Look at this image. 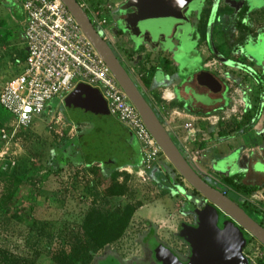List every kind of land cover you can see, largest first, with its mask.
<instances>
[{
    "label": "rangeland",
    "instance_id": "rangeland-1",
    "mask_svg": "<svg viewBox=\"0 0 264 264\" xmlns=\"http://www.w3.org/2000/svg\"><path fill=\"white\" fill-rule=\"evenodd\" d=\"M117 1L101 0L102 4H88L92 8H104L106 3L116 5ZM241 3L240 1L234 7ZM262 5L264 0H261ZM234 9L232 7L219 14L210 40L216 51L215 54L211 53V57L227 59L224 68L231 67L232 70L237 68L236 62L240 57H245L242 53L243 42L251 39L243 30L235 28L236 20L225 21L228 15L235 14L237 9ZM248 14L243 15L246 19L244 21L251 19L253 30L264 29V8ZM24 19L21 0H0V66L7 70L4 74L8 75L1 77L3 73H0V90L5 81L19 73L17 66L23 54L21 50L25 48L19 44L22 43ZM99 31L110 40L120 58L124 59L127 51L118 47L119 43L113 40L110 33ZM142 51L133 54L132 58L134 60L138 55L144 56L139 69L135 68V62L127 60L132 69L129 73L142 92L151 96L154 91V96L162 100L160 105L163 106L160 88L163 85H156L153 90L142 81L143 77H154L160 65L153 63L159 60L150 54L149 49L143 48ZM253 65L257 67L256 64ZM150 66L152 69H149ZM258 70L263 77L264 69L258 67ZM241 82L246 83V87H239H242V92L234 90L238 102L246 97L253 99L256 92L260 100L258 104L264 102V89L257 76L248 72L246 79ZM145 97L148 99L146 95ZM68 98L52 99L46 113L30 126L20 129L11 141L3 138L2 130L11 129L16 118L0 105V192L5 187V180H13L16 168L19 169L17 196L7 210L0 211V264H69L67 259L71 257L70 254L82 242L91 238L94 226L100 220L111 221L121 211L129 213L130 207L136 210L130 215L123 235L98 249L88 264H98L104 258L117 259L124 264L132 261L150 264L149 255L153 252L149 245L151 238L169 252L184 255L189 242L183 237L182 230L184 226L197 222L191 201V196L197 192L165 155L154 165L149 178H143L140 175L141 166L138 165L139 151L137 152L136 146L130 145L127 136H122L123 139L119 140L114 136L112 142L106 135L105 142L98 137L95 138L98 140L96 143L88 142V139H92L88 138V134L94 136L100 129L102 120L91 116L76 117ZM151 101L155 103L152 98ZM258 104L247 108L250 115L248 128L256 125L255 117L261 109ZM176 108L169 106L162 111L166 114L167 111L174 113L175 110H181ZM161 119L165 125L168 123L164 117ZM177 119L184 123L183 139L188 136L189 128L194 126L197 129L196 119ZM238 120L237 116L232 115L229 122H225L229 132L225 131L226 137L215 147H198L199 141L195 145L201 151L197 165L194 164L197 171L223 186L226 184L222 176L230 174L231 169H226L231 164L240 170H246V181L254 184L264 181V172L255 168L258 161L264 165V149L261 147L255 151L250 150V147L258 145L262 140L253 129L238 132L234 127ZM209 128V124L204 126L196 138H202L203 132L206 133V139L212 136L214 138V133L218 132L213 133ZM129 134L133 135L127 130L126 135ZM73 141H79V151L72 148ZM242 141L244 144L241 145ZM134 142L138 143L137 140ZM122 143L124 150L121 149ZM176 143L180 147V141L176 140ZM236 153L237 157L232 162L222 164L224 158L231 159ZM222 166L226 167L225 170ZM241 195L264 212V187L253 194ZM203 199L199 197V200ZM245 253L247 264H264V245L260 241L250 240Z\"/></svg>",
    "mask_w": 264,
    "mask_h": 264
},
{
    "label": "flooded vegetation",
    "instance_id": "flooded-vegetation-1",
    "mask_svg": "<svg viewBox=\"0 0 264 264\" xmlns=\"http://www.w3.org/2000/svg\"><path fill=\"white\" fill-rule=\"evenodd\" d=\"M85 1H87L90 5L94 2L102 4V2H100L101 0ZM240 1L242 3L237 7H234ZM248 1L249 2H247V0H177V8L178 6L182 7L180 9V13L175 15L177 21L170 25L168 23V19L170 18L166 17V11L162 7L154 6V4L145 0H118L116 5H112L110 3H106L105 5V15L107 17L105 32L110 33L113 40L119 43V48L127 51V53L124 54V59L120 58L116 48L113 47L110 40L106 38V36H103L106 38L114 52H117H115L116 55L118 54V58L129 72L132 69L131 65L129 66V61L127 60H132L133 54H137L138 52L142 53L143 48L149 49L150 54L159 60V62H154L153 65H158L162 60L163 64L155 71L154 78H164V81L168 83L169 77L174 75L177 80V82L173 85L174 99H176L183 110L194 113H205L207 116H224L227 114L226 109H230L232 107L231 100L232 95L234 94L233 87L235 85H242V87H246V83L241 82V80L246 79L248 72L257 76V78L261 81L260 84H264V76L262 77L261 73H259L260 69L258 70V67L264 69V29L260 31L253 30L252 20L248 19L245 22L244 20L246 19L243 17L245 14L249 15L248 13L256 10H262L264 5L261 6V0ZM148 6L149 8H147ZM151 6L157 11L155 15L160 16V18L154 22L151 15L145 14V10L149 11L152 9ZM232 7L233 9L236 8L237 11L233 16L231 14L228 15L225 21L229 22L236 20L234 23L235 28L243 30L246 36H249L254 42L252 49L250 50L254 60L251 59V61H248L247 59L251 58L249 57L250 55L246 44V42L251 39H247L243 42L242 50L245 57H240L239 61L236 62L237 68H234V70H232L231 67L224 68L227 64V59L211 57V53L215 54L216 51L210 41L214 33L216 19L220 16L219 14L222 13V11L232 9ZM134 15H136V17L139 16V21L144 23L145 27H128L129 23H127V20L134 17ZM255 32H257V34H254ZM206 51L209 53L206 54ZM174 55L179 58L178 61L174 59ZM143 57L144 56L141 57L138 55L134 60H132L133 63L135 62V68H140V63L143 62L141 58ZM170 60L174 63L175 71L166 74V70L171 67ZM218 60H221V62H218ZM253 64H256L257 67H254ZM220 66L223 67L221 68ZM149 69H152V67L150 66ZM236 75H238V77ZM261 96L262 94L260 97ZM262 105L263 102L258 104V108H262ZM72 112L73 114L75 113L74 110H72ZM246 115L247 112H244L241 119L238 120L237 125L235 126V128H238L239 131L243 129V126H239V124L245 119ZM229 120L230 118L228 120L220 118L217 121V124L220 125L223 122H229ZM101 128L102 124L100 126V129ZM90 137L91 134H88V138ZM210 138L212 140L214 139L213 136ZM89 141L91 142L95 140L88 139V142ZM77 142L74 143L73 141L71 143H73L74 146ZM138 153L139 160L140 151ZM233 166L230 168L231 173L242 172V169L240 170L235 165ZM247 176L248 173L246 172L245 180L247 179ZM203 177L209 183L215 185L216 187H220V183L214 179H209L205 176ZM226 194L231 199L238 201L239 205L264 227V216L253 212L252 208L245 202V198L242 197L240 192L227 191ZM191 197L195 212L197 209H203L209 204V201L204 199L199 200V197L202 196L198 191L197 194L194 196L192 195ZM200 205L202 206L198 208ZM196 215L197 222L184 226L182 230L183 237L189 242L188 249L184 255L169 252L166 248L160 246L155 239L151 238L149 245L151 246L153 252L149 255L151 256L150 264H189L191 262L194 256V247L187 237L198 233L197 231L199 230L200 221L197 212ZM230 220H232V218L229 215L220 211V228H223ZM240 229L242 230L244 239L241 251L246 258L245 248L248 242L250 240L258 239L252 236L243 227H240ZM98 264L124 263L117 259L104 258L99 260ZM129 264L139 263L132 261Z\"/></svg>",
    "mask_w": 264,
    "mask_h": 264
},
{
    "label": "built area",
    "instance_id": "built-area-1",
    "mask_svg": "<svg viewBox=\"0 0 264 264\" xmlns=\"http://www.w3.org/2000/svg\"><path fill=\"white\" fill-rule=\"evenodd\" d=\"M21 1L25 13L24 41L28 51L22 62V71L0 90V105L16 118L11 129L2 130L3 138L11 141L20 129L30 126L46 113L52 99L65 98L80 82L90 83L100 89L110 113L135 136L140 151V175L149 178L150 171L165 154L76 18L62 0ZM78 2L88 12L94 26L105 31L106 6L92 8L85 0ZM245 99L236 101L229 109L232 112L207 118L211 124H217L220 118L228 120L231 115L241 119L247 112ZM192 127L188 136L181 138L180 147L197 165L201 151L190 143L192 139L201 143L206 136L198 140L199 130ZM227 191L229 189L225 188L223 192Z\"/></svg>",
    "mask_w": 264,
    "mask_h": 264
},
{
    "label": "water",
    "instance_id": "water-1",
    "mask_svg": "<svg viewBox=\"0 0 264 264\" xmlns=\"http://www.w3.org/2000/svg\"><path fill=\"white\" fill-rule=\"evenodd\" d=\"M68 10L76 18L86 36L94 45L100 56L111 69L119 85L127 94L129 100L135 105L139 111L147 129L161 146L165 156L172 163L178 173L191 185L193 189L198 191L204 200L209 201L203 209H197L199 215L200 226L198 233L189 235L187 239L194 247V256L189 264H247V258L242 253L243 233L240 227H243L252 236L256 237L264 245V227L252 218L238 203L231 199L222 190L213 187L205 180L203 175L197 171L194 164L189 160L186 154L181 150L172 138L171 134L163 124L156 110L147 100L132 75L122 64L106 38L99 32L90 20L87 12L81 7L77 0H62ZM154 4V6L162 7L166 11V17L170 18L169 24L176 22L175 15L180 13L181 7L176 6L177 0H145ZM17 2V0H14ZM176 6V8H175ZM149 8V6L147 7ZM149 11L145 10V14L151 15L153 22L158 20L160 16H156L157 12L152 6ZM139 17V16H138ZM134 15L127 20L128 27L139 26L145 27L144 23ZM149 19V17L147 16ZM148 28V27H147ZM250 59L252 53L250 50L254 44L253 40L246 42ZM246 49V47H245ZM172 50V47H171ZM26 51L28 48L26 47ZM251 53V54H250ZM176 61L178 57L173 56ZM84 87L74 92L71 97L75 99V113L81 117L93 116L98 120H102V128L99 129L92 139L98 137L100 141L105 142V136L114 140V136H124L127 129L117 121L110 113L106 100L103 98L100 90L96 87L83 85ZM69 99V98H68ZM131 146L136 141L132 134L126 135ZM98 141V140H97ZM108 141V138L106 142ZM123 144V143H122ZM137 148V144H135ZM137 150V149H136ZM237 157V153L232 158H224L222 164L225 165L232 162ZM227 167L226 170H230ZM234 167V166H233ZM225 168L226 167H223ZM255 168L264 172V165L258 161ZM246 171V170H242ZM231 174V172H230ZM203 205V204H202ZM200 205L198 208H200ZM220 211L229 215L232 220L227 222L223 228L219 226Z\"/></svg>",
    "mask_w": 264,
    "mask_h": 264
},
{
    "label": "crops",
    "instance_id": "crops-1",
    "mask_svg": "<svg viewBox=\"0 0 264 264\" xmlns=\"http://www.w3.org/2000/svg\"><path fill=\"white\" fill-rule=\"evenodd\" d=\"M17 1H20V0H17ZM24 26H25V19L23 20V29H22V35H21V40H22V43H19V44H22L23 46H25V48L24 49H22L21 51H22V57L20 58V56H19V65L17 66V68H19V73L22 71V62H23V60H24V58H25V55H26V44H25V41H24ZM19 52H20V50H19ZM170 62H171V67L168 69V70H166V74H169V72H173V71H175V68H174V63L170 60ZM163 64V61L161 60L160 61V63H159V65H162ZM1 67V66H0ZM7 70H4V67H1V77H7L8 75L7 74H4V72H6ZM18 73V74H19ZM11 76V75H10ZM18 75L16 74L14 77H12V78H10V80H8V81H5L4 83L6 84V83H8V82H11L12 80H14L16 77H17ZM238 77V76H237ZM168 78V77H167ZM169 78H173V79H169L168 80V83L166 82V81H164V78H159L158 77V79H155L153 76H152V82H151V89H155V87H156V85H163V87H160L161 88V98L162 99H164V101L162 102V104H163V106H161L160 105V102L162 101V100H160V99H158V98H156L155 96H154V91L152 92V94H151V96L149 95V93H147V92H144L143 91V93L148 97V99H149V101L151 102V105L153 106V108L156 110V112H157V114L159 115V117H160V119L162 118V117H164L166 120H167V124L165 125L164 123V125H165V127L167 128V130L169 131V133L171 134V136H173L174 137V139L175 140H178V141H180L181 140V138H182V136H183V134H182V127H183V125H184V123H181V121H179L177 118L179 117L180 119H185V120H187V119H189V118H192L193 120L194 119H196L197 121H198V123H197V129L200 131L204 126H208V124L210 125V130L214 133V131H216V132H218V134H216V133H214V139L212 140L211 138H208V139H206V140H204L203 142H206L207 143V145L205 146V149H207V148H213V147H215L216 145H218L219 143H221V142H219V141H222V140H224V137H226L225 136V131H227V132H229V130H228V125H227V123H225V122H223V123H221L220 125L219 124H211L210 123V120L207 118V115L205 114V113H194V112H190V111H186V110H183L181 107H180V105H179V103L176 101V99H174V94H173V85L177 82V80L175 79V77H174V75H172V77H169ZM166 79V78H165ZM83 85H89V86H91V87H96V86H94V85H91L90 83H86V82H80L79 84H77L76 85V87L70 92V93H68V95L66 96V97H69V106H70V108L72 109V110H74V108H75V99H73V97H71L72 96V94L74 93V92H77L79 89H81V88H83L84 86ZM262 86V88L264 89V84H261ZM239 87L240 86H238V85H236V86H234V90H235V92H242V89L240 88L239 89ZM260 87V86H259ZM96 88H98V87H96ZM99 89V88H98ZM101 94H102V92H101ZM256 95L254 96V98L252 99H250V97H246V104H247V106H245V108H249V107H253V106H255L256 104H258L259 103V97L257 96L258 94H257V92L255 93ZM103 96V95H102ZM257 96V98H255ZM104 98V97H103ZM151 98L152 99H154V101H155V103L153 102V101H151ZM237 98H238V96H236V94H233L232 95V100H231V105H232V102L233 103H235L236 101H237ZM105 99V98H104ZM259 100V101H258ZM244 101V100H243ZM107 103V102H106ZM156 104V105H155ZM251 105V106H250ZM169 106H174V108H176V106L178 107V108H176L177 110H180V111H176L175 110V112L174 113H172V112H169V111H167L166 112V114L162 111V110H164V109H166L167 107H169ZM74 107V108H73ZM229 108H227L226 110H228ZM75 111V110H74ZM181 112H184V113H181ZM168 114V115H167ZM247 114H249V112H248V109H247ZM74 115L77 117H80L79 115H76L75 113H74ZM162 116V117H161ZM91 117H93V116H91ZM114 117V116H113ZM170 117V118H169ZM93 118H95V117H93ZM115 118V117H114ZM96 119V118H95ZM116 119V118H115ZM174 119H175V121H174ZM98 120V119H97ZM117 120V119H116ZM162 120V119H161ZM178 122H177V121ZM252 120H254V118L252 119ZM100 121V120H99ZM118 121V120H117ZM227 122V121H226ZM255 123H256V125L254 124V125H252V127H250V128H248V126H249V123L248 124H245V125H243V129L241 130V131H239L238 130V128H235L238 132H240V133H242L243 131H246V130H248V129H253V130H255L256 131V133H257V135H259V138L262 140V142L261 143H258V145H255L254 147H250V150L251 151H255V149H260L261 147L264 149V103H263V105H262V108L260 109V112L258 113V115L255 117V121H254ZM101 123V122H100ZM222 126H224L223 128H222ZM125 127V126H124ZM235 127V126H234ZM247 127V128H246ZM126 128V127H125ZM127 129V128H126ZM128 130V129H127ZM204 134L203 135H205L206 136V133L205 132H203ZM124 136H126V134L124 135ZM134 136V135H133ZM128 137V136H127ZM126 137V138H127ZM207 137V136H206ZM119 139H123L121 136L119 137ZM134 139L136 140V138L134 137ZM134 139L132 140V141H134ZM135 144H137V146H138V143H134V145L132 146V147H134L135 146ZM192 146H195L196 145V141H194L193 139H192V142L190 143ZM200 144L201 143H199L198 144V146H200ZM242 144H244V141H242L241 142V145ZM125 146L122 144V147H121V149L122 150H124L125 148H124ZM204 148V147H203ZM137 149H138V151H139V147H137ZM204 149V150H205ZM260 154H262L261 152H260Z\"/></svg>",
    "mask_w": 264,
    "mask_h": 264
},
{
    "label": "trees",
    "instance_id": "trees-1",
    "mask_svg": "<svg viewBox=\"0 0 264 264\" xmlns=\"http://www.w3.org/2000/svg\"><path fill=\"white\" fill-rule=\"evenodd\" d=\"M142 81L145 86L150 88L152 82V76L143 77ZM149 101V99H147ZM150 102V101H149ZM151 104V102H150ZM250 121V115H246L245 119L239 124V126H243L248 124ZM174 139V137L172 136ZM176 142V140L174 139ZM79 142V141H78ZM207 145L206 142H201L200 146L205 147ZM72 148L75 151H79L81 147L78 145H72ZM16 168L15 177L13 180L8 179L5 180V187L0 192V211L7 210L9 206L12 204L13 200L17 196L19 191V169ZM246 171H242L239 173H231L228 176H222L223 181L226 185H221L220 187H216L211 184L213 187L224 191L225 188L229 189V192L237 191L245 195L253 194L255 191L260 190L264 187V181L259 184H254L251 182H247L245 180ZM208 182V181H207ZM196 191V190H195ZM197 192V191H196ZM236 196V194H235ZM245 202L252 208V211L261 214L264 216V212L257 206L251 204L248 200L245 199ZM141 205V204H140ZM136 210V208H129V213H124L121 210L119 216L114 218L111 221L106 219L100 220L94 226V233L89 240L82 242L77 249L70 254V258L67 259L69 264H88V262L95 255V252L101 247L105 246L107 243L119 238L123 235L130 219V215Z\"/></svg>",
    "mask_w": 264,
    "mask_h": 264
},
{
    "label": "bare ground",
    "instance_id": "bare-ground-1",
    "mask_svg": "<svg viewBox=\"0 0 264 264\" xmlns=\"http://www.w3.org/2000/svg\"><path fill=\"white\" fill-rule=\"evenodd\" d=\"M78 1V0H77ZM138 147H139V144H138Z\"/></svg>",
    "mask_w": 264,
    "mask_h": 264
}]
</instances>
